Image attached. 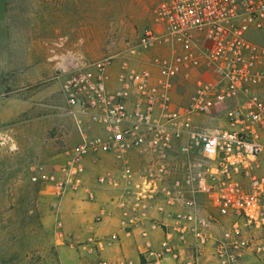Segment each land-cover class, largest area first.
<instances>
[{
    "label": "built area",
    "instance_id": "2783aa9c",
    "mask_svg": "<svg viewBox=\"0 0 264 264\" xmlns=\"http://www.w3.org/2000/svg\"><path fill=\"white\" fill-rule=\"evenodd\" d=\"M180 79L194 85L185 105L173 96ZM61 84L81 142L59 188L81 187L88 158L97 167L106 157L114 168L96 179L115 195L97 221L116 213L143 240L140 261L96 264H177V241L195 260L212 242L217 264H240L248 251L264 263V0H167L115 77L109 59L94 60ZM57 233L68 236L62 222ZM118 239L89 242L103 251Z\"/></svg>",
    "mask_w": 264,
    "mask_h": 264
},
{
    "label": "rangeland",
    "instance_id": "374dc122",
    "mask_svg": "<svg viewBox=\"0 0 264 264\" xmlns=\"http://www.w3.org/2000/svg\"><path fill=\"white\" fill-rule=\"evenodd\" d=\"M166 1L0 0V264H96L105 258L107 246L95 251L85 245L99 214L92 216L102 188L98 170L114 165L103 156L96 167L88 158L82 186L59 188L81 142L61 80L80 63L107 59L115 77L126 48L154 26ZM193 89L178 80L175 102L185 105ZM222 220L215 225L220 232ZM60 222L66 238L58 236ZM78 228L83 232L76 234Z\"/></svg>",
    "mask_w": 264,
    "mask_h": 264
},
{
    "label": "crops",
    "instance_id": "0c3cea01",
    "mask_svg": "<svg viewBox=\"0 0 264 264\" xmlns=\"http://www.w3.org/2000/svg\"><path fill=\"white\" fill-rule=\"evenodd\" d=\"M262 90V89H261ZM262 93V92H261ZM89 166V162H88ZM90 193H93L91 191ZM115 193L107 188H98L95 193V197L97 199V212L93 214V218L96 217L97 213H99L100 209L106 207L111 197H113ZM156 216V215H155ZM82 218V217H81ZM85 219V218H84ZM95 233L99 236H108L114 233L119 234L118 241L112 243L106 247V251L103 252L105 258L110 260H116L122 257L132 258L136 261H140L142 258L140 253L141 244L143 242L142 238L138 235L139 230L135 229L133 235H127L120 228V216L116 213H112L110 216H105L102 220L95 222ZM223 228V226H222ZM220 229L218 227H214V232L216 234L220 233ZM82 233L83 230L78 228L75 233ZM86 232V229H85ZM74 234V237L77 235ZM163 236V232L160 229L151 231V238L155 245H158L159 241ZM78 242V241H76ZM180 243L177 241V246L181 250V258L178 259L177 264H217V258L214 254L215 247L214 243H210L205 251V254L201 256L198 260L194 259V253L191 251L188 245L179 246ZM88 248L91 246L89 244L85 245ZM92 250V249H91ZM62 252V251H61ZM174 261L169 259L167 264H172ZM240 264H264L262 261L257 259L251 252H246L241 258Z\"/></svg>",
    "mask_w": 264,
    "mask_h": 264
}]
</instances>
